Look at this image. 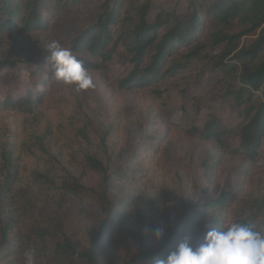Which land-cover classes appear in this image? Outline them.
<instances>
[{"label": "rangeland", "instance_id": "obj_1", "mask_svg": "<svg viewBox=\"0 0 264 264\" xmlns=\"http://www.w3.org/2000/svg\"><path fill=\"white\" fill-rule=\"evenodd\" d=\"M105 1L80 0L60 13L47 32L13 33L3 40V50L10 43L16 50L15 67L0 72V95L14 96L36 81L40 86L39 79L48 82L47 95L34 116L0 115V146L14 138L28 149L17 187L34 206L30 223L48 224L49 237L60 231L80 246H90L106 214L100 206L98 176L84 163L95 160L114 173L137 148L152 146L150 137L158 132L163 143L158 156L144 166V176L120 183L109 193L113 210L104 229L112 244L105 249L113 263L132 264L136 253L158 246L183 207L191 209L196 224L177 243L187 240L195 247L211 227L232 221L264 233V218L251 216L255 203L264 199V139L256 164L247 167L243 157L232 158L224 151L216 156L212 143L189 134L219 122L227 129L224 150L236 148L247 131L246 106L239 108L233 99L236 87L225 86L222 75L200 61L173 82L132 92L120 89L133 70V56L122 48L98 59L75 50L81 34L96 24ZM169 12L187 18L188 1L151 0L148 24ZM52 40L70 48L77 59L99 66L90 71L94 87L77 92L47 74L45 58ZM235 49L236 44L222 43L212 55ZM146 66L143 62L140 68ZM122 180L115 174L116 182ZM220 188L230 194L231 202L200 211L198 205L215 199ZM124 199L131 206L119 212ZM159 227L164 236L157 242L153 233Z\"/></svg>", "mask_w": 264, "mask_h": 264}, {"label": "trees", "instance_id": "obj_2", "mask_svg": "<svg viewBox=\"0 0 264 264\" xmlns=\"http://www.w3.org/2000/svg\"><path fill=\"white\" fill-rule=\"evenodd\" d=\"M79 1L0 0V72L15 67V44L10 43L8 49L3 50L5 37L13 33H45L60 13ZM187 1L190 12L187 18L169 12L159 15L151 25L147 20L151 0H106L100 5L96 24L81 34L75 50L98 59L122 48L133 56V70L119 85L126 92L173 82L194 64L209 62L212 70L222 75L225 86L236 87L232 95L239 108L246 106L243 111L246 112L247 131L239 145L228 151L224 150L227 129L219 122L205 125L202 131L191 130L189 134L202 142L212 143L216 156L224 151L232 158L243 157L247 167L254 166L264 139V0ZM222 43L236 44V51L212 55V50ZM78 60L89 71L99 69L96 64ZM143 62L147 66L140 68ZM46 63L47 74L52 75V65ZM39 80L40 86L36 81L33 86L19 89L14 96L0 95V115L34 116L47 95V80ZM150 139L152 146L147 143L148 147L137 148L114 173L95 160L87 159L92 164L84 163L98 176L102 187L100 206L106 214L97 236L92 238L88 247L80 246L60 231L55 232L56 237H49L48 224L30 223L34 219V206L17 187L23 172V158L28 152L26 143H17L14 138L3 143L0 146V264H24L23 253L29 247L37 250L36 264H115L110 259L109 249H105L112 244L104 229L113 210L109 193L120 183L137 181L144 176V166L158 156L163 143L158 132ZM115 174L123 180L116 182ZM230 202V194L220 188L215 199L201 203L198 208L209 211ZM130 206L131 201L124 199L119 212ZM190 211L183 207L179 220L161 243L136 253L132 264H154L155 259L166 258L175 250L181 234L196 224ZM195 216L198 217L199 213ZM251 216L264 218V199L255 203ZM249 219L254 221L251 217Z\"/></svg>", "mask_w": 264, "mask_h": 264}, {"label": "clouds", "instance_id": "obj_3", "mask_svg": "<svg viewBox=\"0 0 264 264\" xmlns=\"http://www.w3.org/2000/svg\"><path fill=\"white\" fill-rule=\"evenodd\" d=\"M47 53L45 59L51 63L56 80L73 86L77 92L94 87L90 71L70 48L52 40ZM153 235L159 242L164 236L163 227L156 228ZM23 257L24 264H36L37 250L29 247ZM154 264H264V233L239 221L213 226L197 246L182 240L166 258H157Z\"/></svg>", "mask_w": 264, "mask_h": 264}]
</instances>
